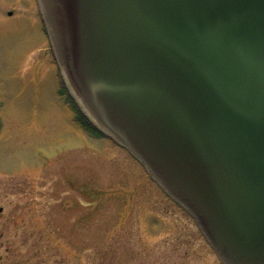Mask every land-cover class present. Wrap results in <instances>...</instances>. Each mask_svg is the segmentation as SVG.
Instances as JSON below:
<instances>
[{"label":"water","instance_id":"obj_1","mask_svg":"<svg viewBox=\"0 0 264 264\" xmlns=\"http://www.w3.org/2000/svg\"><path fill=\"white\" fill-rule=\"evenodd\" d=\"M64 85L196 220L264 264V0H38Z\"/></svg>","mask_w":264,"mask_h":264},{"label":"rangeland","instance_id":"obj_2","mask_svg":"<svg viewBox=\"0 0 264 264\" xmlns=\"http://www.w3.org/2000/svg\"><path fill=\"white\" fill-rule=\"evenodd\" d=\"M57 71L37 0H0V264H223Z\"/></svg>","mask_w":264,"mask_h":264}]
</instances>
